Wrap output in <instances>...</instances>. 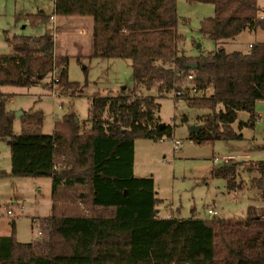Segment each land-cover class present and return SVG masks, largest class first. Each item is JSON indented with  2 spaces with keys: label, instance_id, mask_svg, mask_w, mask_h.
Returning <instances> with one entry per match:
<instances>
[{
  "label": "trees",
  "instance_id": "1",
  "mask_svg": "<svg viewBox=\"0 0 264 264\" xmlns=\"http://www.w3.org/2000/svg\"><path fill=\"white\" fill-rule=\"evenodd\" d=\"M186 1L214 7L199 26L219 45L209 54L178 51L176 0H53L52 13L27 14L31 25L53 15L90 16L92 56L129 59L134 86L130 94L91 96L88 128L70 112L54 123L52 133L41 130V112L30 110L20 116L15 134V114L0 92V139L10 148V174L49 177L52 200L42 236L28 243L13 234L0 236V264H264V207L249 206L245 217L231 219L160 216L152 177L133 172L134 140L170 137L173 130L157 117L159 105L136 93L139 85L170 93L191 72L192 84L178 98L208 109L199 130L190 131L197 143L242 139L232 127L237 112L248 114L238 130L252 128L258 118L254 105L264 99V42L245 52H227L221 45L246 28H264L257 1ZM55 32L6 37L12 52L0 53V87L30 86L54 73L58 91L75 89L67 56L55 54ZM190 62L197 64L194 70L185 67ZM241 165L221 164L212 172L226 178L229 190L240 189ZM247 171L257 173L247 185L264 199V159Z\"/></svg>",
  "mask_w": 264,
  "mask_h": 264
},
{
  "label": "rangeland",
  "instance_id": "2",
  "mask_svg": "<svg viewBox=\"0 0 264 264\" xmlns=\"http://www.w3.org/2000/svg\"><path fill=\"white\" fill-rule=\"evenodd\" d=\"M256 1L260 13L264 14V0ZM38 10L51 13L52 0H0V53L12 52V45L6 37L34 36L44 32L53 34L56 24H63L64 18L68 17H56L54 25L51 19L47 23L31 25L26 16ZM176 12V31L182 35L177 42L179 52L198 56L209 54L219 46L199 32L200 22L214 14L211 3L176 0ZM78 17L81 16H69L67 19ZM86 17L91 22V17ZM55 35L56 51L67 56L68 80L75 82L77 87L58 91L56 84H52L55 74L49 73L30 86L3 85L0 92L7 98V109L13 112L40 111L44 133H52L54 123L70 112L88 128L87 109L91 96L116 95L122 90L131 93L134 79L130 60L92 56L90 27L66 23ZM259 42H264V28L257 26L242 30L221 45L227 52H245L250 47L249 43ZM187 83L185 79L179 81L180 86L185 87ZM136 93L152 98L159 105L156 113L159 120L173 127L170 137H138L134 140L133 172L136 176L152 177L160 214L180 219H207L212 216L208 212L211 210L216 217L231 219L245 217L249 206L264 207V199L256 189L247 185L248 178L257 175L254 171H247L248 167L264 159V100L256 101L254 105L259 116L252 128L238 130V122L245 120L248 114L237 112L232 127L242 134V139L197 143L190 138V128L201 127L202 116L208 113V109L188 106L183 97H173V91L160 94L155 86L147 89L139 85ZM209 94L210 90L205 91L206 96ZM19 119L13 121L15 134L21 130ZM175 140L179 144L176 148L173 146ZM236 153L246 155L236 161L242 162L236 181H242L244 185L240 189L229 190L225 177L213 175V168L220 163L214 162L213 157ZM0 172H3L0 175V236L13 234L18 242H33L43 235V220L51 213V179L11 175L10 148L3 139H0ZM8 209L13 215L7 214Z\"/></svg>",
  "mask_w": 264,
  "mask_h": 264
},
{
  "label": "built area",
  "instance_id": "3",
  "mask_svg": "<svg viewBox=\"0 0 264 264\" xmlns=\"http://www.w3.org/2000/svg\"><path fill=\"white\" fill-rule=\"evenodd\" d=\"M50 19H53V17L51 16ZM181 72H179L178 74H180ZM187 82H189V84L187 83L186 85H191L192 84V79H193V74L190 72V73H187L184 78ZM191 83V84H190ZM181 88H184L183 85L180 86ZM181 88L179 89H176V90H173V94L175 98H178L181 96V93H182V90ZM178 141H173V146L174 148L178 147ZM246 155L245 154H240V153H236V154H227V155H223V156H220V157H217V156H214L213 157V161L214 162H220V163H217V164H227V163H230V162H236V161H239V160H242L243 158H245ZM208 212L211 214V215H214L215 212L214 211H211V210H208ZM7 214L8 215H13L12 211L11 210H7ZM38 234H40V230L37 231Z\"/></svg>",
  "mask_w": 264,
  "mask_h": 264
},
{
  "label": "crops",
  "instance_id": "4",
  "mask_svg": "<svg viewBox=\"0 0 264 264\" xmlns=\"http://www.w3.org/2000/svg\"><path fill=\"white\" fill-rule=\"evenodd\" d=\"M52 12H53V0H52ZM48 14H50V13H48ZM56 17H65V16H55V15H53V19H51V21H50V22H53L52 23L53 25L56 24ZM67 18H69V16L64 18L63 24H60L59 23V24H56L55 27L53 26L54 27V30L60 31V26H63L66 23L69 24L70 26H76V27H80V26H82V27L83 26L90 27V30H91V36H90V38H91V46H92V25H93V21L91 20V22H90V19L88 17H86V16H81V17H78V18H72V19H69V20ZM80 33H82V29H81V32ZM55 37H56V35H55ZM216 44L218 45V43H216ZM249 45H251V44L249 43ZM54 51H55V54H57V55H66V53H58L56 51V48L55 47H54ZM263 100L264 99H259V100H257V102H260V101H263ZM160 216H169V215L160 214Z\"/></svg>",
  "mask_w": 264,
  "mask_h": 264
},
{
  "label": "water",
  "instance_id": "5",
  "mask_svg": "<svg viewBox=\"0 0 264 264\" xmlns=\"http://www.w3.org/2000/svg\"><path fill=\"white\" fill-rule=\"evenodd\" d=\"M197 64L195 62H190V63H187L185 67L191 69V70H194L196 68ZM15 114V117L18 118L20 117L23 112L22 111H17V112H14ZM75 121L77 122L78 120L75 119ZM200 126H192L190 128V130L194 131V132H197L199 130Z\"/></svg>",
  "mask_w": 264,
  "mask_h": 264
},
{
  "label": "bare ground",
  "instance_id": "6",
  "mask_svg": "<svg viewBox=\"0 0 264 264\" xmlns=\"http://www.w3.org/2000/svg\"><path fill=\"white\" fill-rule=\"evenodd\" d=\"M249 46H251V45H249ZM218 165H221V164H218Z\"/></svg>",
  "mask_w": 264,
  "mask_h": 264
}]
</instances>
